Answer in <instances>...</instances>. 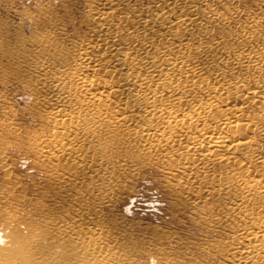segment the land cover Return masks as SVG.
<instances>
[{
    "label": "bare ground",
    "instance_id": "obj_1",
    "mask_svg": "<svg viewBox=\"0 0 264 264\" xmlns=\"http://www.w3.org/2000/svg\"><path fill=\"white\" fill-rule=\"evenodd\" d=\"M222 1L88 0L69 57L43 36L33 54L1 36L4 77L16 74L45 107L37 130L46 135L29 149L63 168L57 179L98 191L93 212L79 204L70 222L52 224L55 243L32 250L12 236L18 264H129L99 206L110 178L147 161L166 165L184 203L227 230L215 247L224 264H264V12L236 46L206 27L225 19Z\"/></svg>",
    "mask_w": 264,
    "mask_h": 264
},
{
    "label": "rangeland",
    "instance_id": "obj_2",
    "mask_svg": "<svg viewBox=\"0 0 264 264\" xmlns=\"http://www.w3.org/2000/svg\"><path fill=\"white\" fill-rule=\"evenodd\" d=\"M222 2L216 9L225 19H211L206 27L210 34H224L229 43L239 46L237 36L246 32L252 18L260 17L264 5L257 11L259 0ZM88 7V0H0V41L3 36L11 49L23 47L33 54L31 48L37 46L32 39L43 36L47 47L55 45L69 57L71 40L77 38L73 26H85ZM257 20L261 29L264 21L261 17ZM261 41L247 42L259 46ZM4 75L0 64V264H18L12 251L19 243H8L12 236L32 250L37 244L47 247L55 243L52 224L70 222L79 204L85 213L93 212L98 191L89 193L80 183L68 185L57 179L53 171L63 168L53 166V160L42 162L35 150L29 149L30 143L36 144V137L46 135L37 130V115L45 107L40 94L36 98V92L16 74ZM249 84L253 86V80ZM6 124L13 131L4 130ZM173 179L166 165L153 161L140 164L132 176L110 178V200L99 206L102 221L110 228L106 239L124 251L129 264H224L215 247L225 241L227 230L211 221L206 224L209 216L187 206L184 194L171 189ZM82 224L91 226L92 218H84Z\"/></svg>",
    "mask_w": 264,
    "mask_h": 264
},
{
    "label": "clouds",
    "instance_id": "obj_3",
    "mask_svg": "<svg viewBox=\"0 0 264 264\" xmlns=\"http://www.w3.org/2000/svg\"><path fill=\"white\" fill-rule=\"evenodd\" d=\"M153 264H154V262H153Z\"/></svg>",
    "mask_w": 264,
    "mask_h": 264
}]
</instances>
